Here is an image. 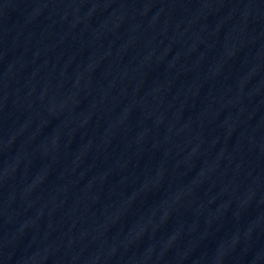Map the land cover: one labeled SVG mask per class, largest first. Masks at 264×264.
Masks as SVG:
<instances>
[{
  "label": "water",
  "instance_id": "water-1",
  "mask_svg": "<svg viewBox=\"0 0 264 264\" xmlns=\"http://www.w3.org/2000/svg\"><path fill=\"white\" fill-rule=\"evenodd\" d=\"M253 65L264 78V0H216Z\"/></svg>",
  "mask_w": 264,
  "mask_h": 264
}]
</instances>
